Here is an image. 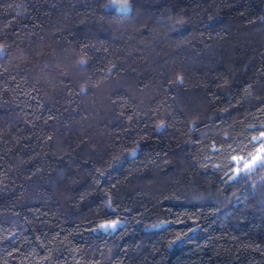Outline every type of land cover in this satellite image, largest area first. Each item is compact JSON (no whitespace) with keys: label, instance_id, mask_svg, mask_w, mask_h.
I'll return each mask as SVG.
<instances>
[{"label":"trees","instance_id":"obj_1","mask_svg":"<svg viewBox=\"0 0 264 264\" xmlns=\"http://www.w3.org/2000/svg\"><path fill=\"white\" fill-rule=\"evenodd\" d=\"M261 133L264 0H0V264H264Z\"/></svg>","mask_w":264,"mask_h":264},{"label":"rangeland","instance_id":"obj_2","mask_svg":"<svg viewBox=\"0 0 264 264\" xmlns=\"http://www.w3.org/2000/svg\"><path fill=\"white\" fill-rule=\"evenodd\" d=\"M258 157H264V142H263V145L254 153V155L252 156V158H250V160L248 161H245V162H237V165L240 166V164H242V169H246L247 171L248 170H251L253 168H256L258 165L260 164H256L255 167H251L249 168V165H251L254 161H256V159Z\"/></svg>","mask_w":264,"mask_h":264},{"label":"snow or ice","instance_id":"obj_3","mask_svg":"<svg viewBox=\"0 0 264 264\" xmlns=\"http://www.w3.org/2000/svg\"><path fill=\"white\" fill-rule=\"evenodd\" d=\"M124 6H126V3H125ZM261 139H264V133H261ZM256 164L264 165V157H258V158L256 159V161H254L251 165H249V168H251V167H255ZM113 226H114V225H113Z\"/></svg>","mask_w":264,"mask_h":264}]
</instances>
